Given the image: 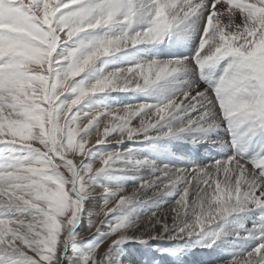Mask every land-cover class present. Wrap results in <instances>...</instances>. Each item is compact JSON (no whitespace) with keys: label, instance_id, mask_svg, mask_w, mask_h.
Wrapping results in <instances>:
<instances>
[{"label":"snow or ice","instance_id":"1","mask_svg":"<svg viewBox=\"0 0 264 264\" xmlns=\"http://www.w3.org/2000/svg\"><path fill=\"white\" fill-rule=\"evenodd\" d=\"M129 244L264 264V0H0V264Z\"/></svg>","mask_w":264,"mask_h":264},{"label":"rangeland","instance_id":"2","mask_svg":"<svg viewBox=\"0 0 264 264\" xmlns=\"http://www.w3.org/2000/svg\"><path fill=\"white\" fill-rule=\"evenodd\" d=\"M135 99H141V97H136ZM128 102H132V98L131 97L123 96L121 94H115V93L112 94V98L108 101V103H110V104H119V103H128ZM180 146H181V144L166 145V147L164 148L163 152L165 154H167L171 150L173 155L172 154L171 155H165L164 154L162 156H174V157L178 156L180 158H175V161L177 162V166H180V165L183 166L182 163H181L182 160H183L182 159L183 156L181 154H177V153L175 154L174 153L175 152V148H178ZM166 148H167V150H166ZM204 162H205V160H204ZM81 232H82L81 239H83V237L85 235H90V233H87V231H86V224L81 225ZM150 243L153 245V247H155L158 242L157 241H152ZM159 243H163V242H159ZM125 248L127 249L128 254L129 253H132V255L140 254L139 257L141 256V253L143 251V246L138 245V244H129V245H126ZM156 262L159 263V261H156Z\"/></svg>","mask_w":264,"mask_h":264},{"label":"bare ground","instance_id":"3","mask_svg":"<svg viewBox=\"0 0 264 264\" xmlns=\"http://www.w3.org/2000/svg\"><path fill=\"white\" fill-rule=\"evenodd\" d=\"M166 147V145L165 146H163V149H162V155H164L165 153L163 152V150H164V148ZM206 147V146H205ZM188 149H189V146L188 145H181L180 147H178V148H175V154L177 153V154H181L182 156H183V154L184 153H186L187 151H188ZM166 150H167V148H166ZM172 154V152H171V150L167 153V154H165V155H171ZM161 155V159L164 161V162H172V163H174V164H176V166H177V162L175 161V158H180V157H178V156H162ZM173 155V154H172ZM198 155L199 156H203V155H205V153H204V151H203V148L201 149V151L198 153ZM181 156V157H182ZM174 157V158H173ZM193 158H196V157H193ZM218 158V157H217ZM205 162L207 163L208 161H207V159H205ZM182 165H183V160H182ZM181 166V165H180ZM131 187H132V185L131 184H129V190L131 189ZM152 242V241H151ZM139 255L140 254H136V255H132V253H129L128 254V252H126L125 253V255H124V257L122 258L123 260H124V264H134V262L139 258ZM154 264H159V263H157L156 261L154 262Z\"/></svg>","mask_w":264,"mask_h":264}]
</instances>
